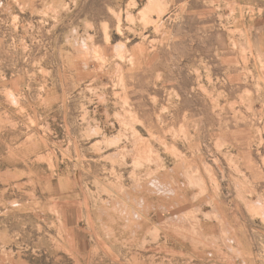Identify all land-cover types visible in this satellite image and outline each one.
Wrapping results in <instances>:
<instances>
[{"label":"rangeland","instance_id":"obj_1","mask_svg":"<svg viewBox=\"0 0 264 264\" xmlns=\"http://www.w3.org/2000/svg\"><path fill=\"white\" fill-rule=\"evenodd\" d=\"M0 264H264V0H0Z\"/></svg>","mask_w":264,"mask_h":264}]
</instances>
